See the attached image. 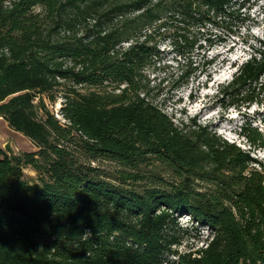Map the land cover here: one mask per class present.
<instances>
[{
	"label": "trees",
	"instance_id": "trees-1",
	"mask_svg": "<svg viewBox=\"0 0 264 264\" xmlns=\"http://www.w3.org/2000/svg\"><path fill=\"white\" fill-rule=\"evenodd\" d=\"M249 1L0 0V117L37 147L24 165L41 177L26 181L0 148V264H264V162L252 156L264 132L245 121L242 149L195 119L176 125L145 76L162 39L179 89L210 77L205 45L241 38L247 59L217 96L264 105V35L240 36ZM59 95L64 124L45 101ZM73 147L120 169L104 177ZM149 163L173 179L143 174ZM182 217L206 231L185 253Z\"/></svg>",
	"mask_w": 264,
	"mask_h": 264
},
{
	"label": "rangeland",
	"instance_id": "rangeland-1",
	"mask_svg": "<svg viewBox=\"0 0 264 264\" xmlns=\"http://www.w3.org/2000/svg\"><path fill=\"white\" fill-rule=\"evenodd\" d=\"M244 12L247 19L240 31V36L243 38L246 35L258 37L264 35V0H250ZM231 41L234 43L216 45L210 49L204 46L205 57L214 59L209 69L210 77L204 76L199 83L191 82L179 89H174L179 58L172 50L169 39H162L157 45V56L145 69V76L150 84L149 100L160 107L176 125L180 121L187 122L192 118L199 124L208 125L223 139L235 143L242 149H250L246 140L240 136L241 126L248 120L252 127H257L259 131L264 132V105L233 107L228 106L217 96L219 86L230 81L236 66L247 59L241 38L235 37ZM203 54L204 52L201 51V55ZM45 101L54 117L64 124L65 121L59 111L63 101L62 97L59 95L54 103ZM73 135L76 139L78 138L75 132ZM7 143L12 145L19 157L37 151V147L26 137L11 130L5 120L0 117V148L6 154L4 146ZM73 151L74 159L78 163L100 168V173L104 177L114 175L120 169L117 164L109 161L88 162L80 149L73 147ZM252 153V156L264 162V151H253ZM154 166L157 165L149 163L144 166L143 174L149 175L157 171L165 180L173 179L170 171L155 169ZM22 174L23 178L29 182H39L41 178L30 165H22ZM178 227L180 229L175 230L174 234L179 240L180 252L195 250L206 243V231L191 227L187 218H180ZM166 260L168 264H176V257H168Z\"/></svg>",
	"mask_w": 264,
	"mask_h": 264
},
{
	"label": "water",
	"instance_id": "water-1",
	"mask_svg": "<svg viewBox=\"0 0 264 264\" xmlns=\"http://www.w3.org/2000/svg\"><path fill=\"white\" fill-rule=\"evenodd\" d=\"M4 150L7 152L9 159L17 166H22L24 164L25 158L24 156L19 157L18 154L15 152V149L12 147L11 144L7 143L4 146Z\"/></svg>",
	"mask_w": 264,
	"mask_h": 264
},
{
	"label": "clouds",
	"instance_id": "clouds-1",
	"mask_svg": "<svg viewBox=\"0 0 264 264\" xmlns=\"http://www.w3.org/2000/svg\"><path fill=\"white\" fill-rule=\"evenodd\" d=\"M87 234H89V235H90V233H87Z\"/></svg>",
	"mask_w": 264,
	"mask_h": 264
}]
</instances>
